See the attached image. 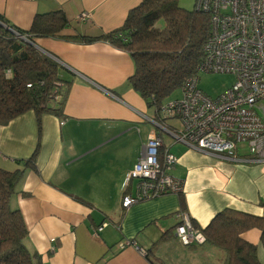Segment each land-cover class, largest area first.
Here are the masks:
<instances>
[{
  "label": "crops",
  "instance_id": "1",
  "mask_svg": "<svg viewBox=\"0 0 264 264\" xmlns=\"http://www.w3.org/2000/svg\"><path fill=\"white\" fill-rule=\"evenodd\" d=\"M141 1L0 0V14L26 30L36 13L61 10L69 21L63 34L97 36L119 28ZM82 12L87 18H79ZM32 41L71 81L61 116L45 113L38 121L30 110L0 124V167L24 168L10 204L21 211L35 264H222L218 247L179 243L178 213L200 229L224 208L264 216V162L250 158L241 143L233 156L214 154L153 125L154 110L127 81L134 71L127 51L102 40ZM154 132L162 138L160 154L176 158L168 172L181 180L182 190L124 207L123 197L135 192V181L125 184V177ZM33 153V166H25ZM261 231L246 229L241 238L256 245L264 264ZM126 241L137 247L121 246Z\"/></svg>",
  "mask_w": 264,
  "mask_h": 264
},
{
  "label": "trees",
  "instance_id": "2",
  "mask_svg": "<svg viewBox=\"0 0 264 264\" xmlns=\"http://www.w3.org/2000/svg\"><path fill=\"white\" fill-rule=\"evenodd\" d=\"M68 25L61 10L36 13L26 30L14 27L0 14L1 125L30 110L38 121L45 113L61 116L71 83L60 76L58 61L11 29L30 41L35 37L77 43L102 40L127 51L134 63L128 83L154 110V119L165 125L158 117L159 108L187 77L196 74L209 31V16L182 8L178 0H142L127 12L119 28L109 32L65 35L62 31ZM33 157L34 153L25 166H33ZM23 172L24 168L9 171L0 167V264H35L38 259L25 244L27 227L21 211L10 204ZM252 227L261 228L264 240V216L224 208L201 230L206 243L223 251L222 264H259L256 245L241 238V233Z\"/></svg>",
  "mask_w": 264,
  "mask_h": 264
},
{
  "label": "built area",
  "instance_id": "3",
  "mask_svg": "<svg viewBox=\"0 0 264 264\" xmlns=\"http://www.w3.org/2000/svg\"><path fill=\"white\" fill-rule=\"evenodd\" d=\"M194 9L209 16L203 57L196 74L180 86L182 97L164 102L158 111L160 118L177 119L180 125H164L158 119L151 122L174 140L202 151L233 156L236 145L241 143L250 158L264 162V0H195ZM87 16L82 12L79 18ZM201 71L229 73L235 81L224 92L210 97L197 86ZM161 147L160 134H149L125 177V184L135 181V192L123 197L124 207L182 190L181 180L168 172L176 158L168 151L160 154ZM178 216L174 232L179 243H204L205 235L187 213L179 212ZM104 225L95 228L97 234ZM127 245L136 246L132 241L121 244Z\"/></svg>",
  "mask_w": 264,
  "mask_h": 264
},
{
  "label": "rangeland",
  "instance_id": "4",
  "mask_svg": "<svg viewBox=\"0 0 264 264\" xmlns=\"http://www.w3.org/2000/svg\"><path fill=\"white\" fill-rule=\"evenodd\" d=\"M179 6L186 10H193L195 0H178ZM9 75V73H7ZM197 86L201 89L205 94L210 97H215L220 93L224 92L228 89L233 82L235 81V77L229 73L223 72H205L201 71L197 74ZM182 97L181 88L175 89L169 96L165 99V103L180 99ZM166 123L172 124L174 126L179 127L180 122L177 119H166ZM157 262V259H155Z\"/></svg>",
  "mask_w": 264,
  "mask_h": 264
},
{
  "label": "water",
  "instance_id": "5",
  "mask_svg": "<svg viewBox=\"0 0 264 264\" xmlns=\"http://www.w3.org/2000/svg\"><path fill=\"white\" fill-rule=\"evenodd\" d=\"M23 40H25L26 42H29L30 44L34 45V43L32 41L28 40L27 38H23Z\"/></svg>",
  "mask_w": 264,
  "mask_h": 264
}]
</instances>
